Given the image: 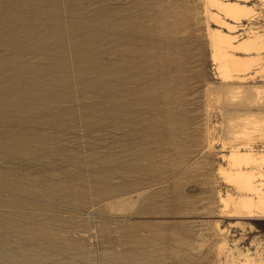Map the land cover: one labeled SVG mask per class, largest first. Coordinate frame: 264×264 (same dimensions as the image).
<instances>
[{
	"label": "rangeland",
	"instance_id": "374dc122",
	"mask_svg": "<svg viewBox=\"0 0 264 264\" xmlns=\"http://www.w3.org/2000/svg\"><path fill=\"white\" fill-rule=\"evenodd\" d=\"M208 4L0 0V264H264L220 199L223 156L264 154V49L224 57Z\"/></svg>",
	"mask_w": 264,
	"mask_h": 264
},
{
	"label": "bare ground",
	"instance_id": "6f19581e",
	"mask_svg": "<svg viewBox=\"0 0 264 264\" xmlns=\"http://www.w3.org/2000/svg\"><path fill=\"white\" fill-rule=\"evenodd\" d=\"M208 2V5L212 7L210 16L219 27L212 32L216 50L218 48L224 54V57L235 53V50L240 49V47H242L241 50L244 47L249 52L261 53L260 51L264 49L262 35L253 32L248 38L240 42L243 46H239L237 35L231 34L236 30V22H241L243 18L252 14L251 5L244 0H208ZM223 28H226L227 31ZM250 63L234 59L228 63V68L237 71V74H241ZM237 79L240 80L238 77ZM250 112L252 111L250 110ZM227 113L228 111L225 110L226 116ZM233 148L229 154L223 156L224 160L228 162V168L221 167L220 172L230 177L238 190V194H222L220 199L234 215L244 217L264 216V154H258L252 149Z\"/></svg>",
	"mask_w": 264,
	"mask_h": 264
}]
</instances>
